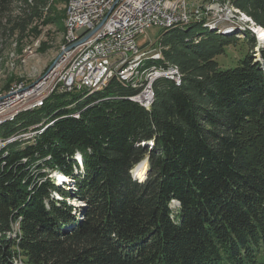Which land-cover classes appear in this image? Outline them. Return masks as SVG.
<instances>
[{
  "label": "trees",
  "instance_id": "16d2710c",
  "mask_svg": "<svg viewBox=\"0 0 264 264\" xmlns=\"http://www.w3.org/2000/svg\"><path fill=\"white\" fill-rule=\"evenodd\" d=\"M66 1L0 0V33L64 28ZM226 3L264 29V0ZM208 29L161 32L158 64L181 81L156 79L149 108L114 77L93 93L54 90L0 125V140L32 133L0 145V264L13 247L23 264H264V45L261 61L221 68L234 27ZM145 158L141 181L131 170Z\"/></svg>",
  "mask_w": 264,
  "mask_h": 264
},
{
  "label": "built area",
  "instance_id": "2783aa9c",
  "mask_svg": "<svg viewBox=\"0 0 264 264\" xmlns=\"http://www.w3.org/2000/svg\"><path fill=\"white\" fill-rule=\"evenodd\" d=\"M218 15L228 18L224 0H203L198 4L187 0H73L66 20L67 50L35 84L24 89L18 86L13 93L0 97V118L25 105L39 103L48 89L78 90L92 81H100L101 84L117 74H125V81L134 83L135 77L129 75L133 55L137 50L153 49L152 44L140 47L136 42L147 28L159 27L164 22L180 23L198 16H206L214 23L218 22ZM104 29H111V36L103 42H94V35ZM83 41H91L92 50L80 59L73 71H66V61ZM161 77L174 78L173 74L155 75L148 82V87L151 80ZM139 98L146 101L148 90Z\"/></svg>",
  "mask_w": 264,
  "mask_h": 264
},
{
  "label": "rangeland",
  "instance_id": "374dc122",
  "mask_svg": "<svg viewBox=\"0 0 264 264\" xmlns=\"http://www.w3.org/2000/svg\"><path fill=\"white\" fill-rule=\"evenodd\" d=\"M187 1L189 3L194 2L195 4H198L201 3L203 0H187ZM227 4L228 3L224 4V6L230 8L233 14L230 15L231 16L230 18L221 20L220 24H226L227 27L233 26L234 29L228 31L234 32L233 35L236 38V40H234L230 45H225L223 53H221L219 56L216 57L218 64L220 65L221 68L236 67L239 63V60L244 58L245 55L247 54L252 55L253 61H261L259 47L263 46L264 42H260L257 34L254 32L253 36H249V38L250 37L253 38L256 42L255 47H253L252 41H250V39L248 41V38L242 33L243 29H246L248 25L251 27L253 24H250L251 22L248 23L246 19H244V15H245L244 13L232 7L231 4L230 5ZM20 5L21 4L19 2L13 5L15 12L18 11ZM65 8H66V3L65 4L58 3L56 5V9L62 10V13ZM65 12L66 11H64V15L62 14L63 25H64ZM241 18L243 19V21H241ZM199 22H202L203 24V21H199ZM175 27L182 28L184 26H175ZM64 30H65V26L63 28L61 24H58V27L53 23L45 25L42 23V19L41 20L39 19L38 21H36L34 27L32 28V33H29L28 35H24L23 37H20L15 33L14 34H10L8 32L0 33V97L8 93H11L18 86H21L23 89L25 87L31 86L33 83L37 81V79H39L43 74H46L49 71V70L47 71L49 65L62 51L61 48H62V42L64 40L63 38ZM165 30H167V28H165L164 31ZM162 31L163 29L160 27L151 26L146 29L144 34H142L137 38L136 42L139 44L140 47H142V45L143 47H146L145 46L146 43H147L146 45L149 46L152 44V47L155 49H150L151 53L159 54V59H156L155 61L156 63L154 62V60H151L153 62L149 60L148 63L149 64L151 63L152 65L151 64L150 65L155 66L156 68L167 70L170 67H173L174 65H167L164 67L158 64V62L163 58L160 49L157 47L158 38ZM142 77H144V75ZM124 86L131 88L129 85H124ZM61 91H67V90L64 88ZM19 113L20 112H18L16 116ZM29 134L32 133L27 132L22 135H18L14 137H16L15 139H17L20 136H28ZM10 139H12V137L4 141L7 142ZM76 160L78 162L77 158ZM146 165L148 167L147 161H146ZM147 167L145 170L146 172H147ZM146 172L144 175V179L146 176ZM132 174L133 176H135L133 171ZM53 178L55 179V176ZM137 179L139 180V178ZM66 181L67 182L69 181V184H67L68 186L67 188H71L72 190L74 188L72 179H68ZM67 202L74 206H77V209H80L82 206V204L74 198L67 199ZM172 205H175V202H173ZM79 215H80L79 213H76V219L79 218ZM13 225H14L13 226L14 232L9 234L11 238H14L16 236V231L19 230L18 229L19 222H15L13 223ZM13 252H15L14 255V260H16L15 264H23L21 262L22 257L20 255L19 249L17 247H13Z\"/></svg>",
  "mask_w": 264,
  "mask_h": 264
},
{
  "label": "bare ground",
  "instance_id": "6f19581e",
  "mask_svg": "<svg viewBox=\"0 0 264 264\" xmlns=\"http://www.w3.org/2000/svg\"><path fill=\"white\" fill-rule=\"evenodd\" d=\"M72 4H73V0H67L66 8H65L66 12H65V18H64V26H65V30L63 32L64 40L62 42L61 54L65 50H67V21L66 20H67V17L69 15V11L72 7ZM226 13L228 15V18H230L231 17L230 15L233 14V12L230 10V8H227V7H226ZM224 19H225V15H218V22L213 23L212 19H210L206 16H198L197 18H194V19H191L188 21H184V22H180V23L164 22L162 24H159V27L164 30L165 28L169 29V28H172L175 26L188 25L189 23H191L193 21H197V22L203 21V26L208 27L211 30L220 31L221 26L226 25V24L225 25L220 24L221 20H224ZM248 27L250 28V26H248ZM255 30H256V34L258 36L259 41L264 42V29L261 27H256ZM108 36H111V29H104V31H98L94 35V42H103L105 39L108 38ZM146 44H145V46L148 47L149 45H146ZM142 47H143V45H142ZM153 49H155V48H153ZM91 50H92V42L91 41H83V43L77 49H75V51L73 53L70 54V60L66 61V63H65V70L66 71H73L74 68L77 67V63L80 62V59L85 57ZM156 59H159V54H152L150 49L137 50V53L135 55H133V62L129 63V75H130V77H135L134 83H132L130 81H125V74H117V76H113V78L117 77L120 80L124 81L131 88L135 89L137 92L134 95L130 96L129 98L131 100L137 102L138 104H140L141 106H143L145 108H149L151 106L153 100H154L155 93H154V89H153V83L155 82L156 79L151 80V86L148 87V82L150 81L151 78L155 77V75L171 76L173 74L174 78H169V79L173 80L176 83H179L181 81V74L176 67H170L169 66L170 67L169 69L163 70L160 68H156L155 66H151L152 64L150 63L151 64L150 65L148 63L149 60L150 61L154 60V62H155ZM151 62H153V61H151ZM157 67H159V66H157ZM143 75H144V77H142ZM110 80L111 79H108L107 81H105L101 84H100V81H92L90 85H87L85 88L78 89V90L88 91L89 93H91V92H94V91L104 87ZM35 83H33V84H35ZM65 89L67 91H64V92L75 91L74 89H71V88H65ZM54 90H56V89H48L39 103L25 105L21 108L16 109V111H14L12 114L7 115L3 118H0V125L5 123V122H8V121H13L18 112L32 110L37 106H39V107L42 106L45 99ZM147 90H148V99L146 101H143V100H141V98H139V96L143 95V93ZM13 91L11 93H13ZM59 91H61V90H59ZM15 138L16 137H12V139L8 140L7 142H11V141L15 140ZM7 142L1 141V145L6 144ZM146 167H147L146 160H143L139 164H137V166L133 169V172H134L136 178H139V180H144ZM55 177L58 181V184L63 182L61 174L56 172ZM67 179H69V178H67ZM15 261L16 260H14V258H13L14 264H15Z\"/></svg>",
  "mask_w": 264,
  "mask_h": 264
},
{
  "label": "water",
  "instance_id": "95a60500",
  "mask_svg": "<svg viewBox=\"0 0 264 264\" xmlns=\"http://www.w3.org/2000/svg\"><path fill=\"white\" fill-rule=\"evenodd\" d=\"M242 15H244V14H242ZM244 19H246V21L248 22V23H250V24H253L251 27H250V29L252 30V32L254 33H256V30H255V28L257 27L256 25H255V23L248 17V16H246V15H244ZM241 21H243V19L241 18ZM249 26V25H248ZM259 27V26H258ZM60 55H61V53H59V55L51 62V64L49 65V67H48V69H47V71L48 70H50V69H52L53 68V66L55 65V63H56V61L58 60V58L60 57ZM46 71V72H47ZM151 143V142H150ZM145 160L147 161V159L145 158ZM141 162V161H140ZM138 164V163H137ZM136 164V165H137ZM135 165V166H136ZM147 171H148V168H147ZM131 173H132V170H131ZM133 175V174H132ZM55 176V173L53 174V177ZM146 176H147V172H146ZM146 176H145V178H146ZM135 177V176H134ZM56 178V177H55ZM54 179V178H53Z\"/></svg>",
  "mask_w": 264,
  "mask_h": 264
}]
</instances>
